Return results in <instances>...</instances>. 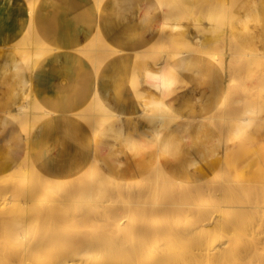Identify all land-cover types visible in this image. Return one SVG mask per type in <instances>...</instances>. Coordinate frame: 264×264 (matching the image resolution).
Segmentation results:
<instances>
[{
    "label": "bare ground",
    "instance_id": "obj_1",
    "mask_svg": "<svg viewBox=\"0 0 264 264\" xmlns=\"http://www.w3.org/2000/svg\"><path fill=\"white\" fill-rule=\"evenodd\" d=\"M62 1L0 0V264H264V153L227 151L264 123V0Z\"/></svg>",
    "mask_w": 264,
    "mask_h": 264
},
{
    "label": "crops",
    "instance_id": "obj_2",
    "mask_svg": "<svg viewBox=\"0 0 264 264\" xmlns=\"http://www.w3.org/2000/svg\"><path fill=\"white\" fill-rule=\"evenodd\" d=\"M67 2H68V0L62 1L63 4H62V6H60L61 9L64 10L65 6H66L67 9L69 7L68 10L70 12L76 13V12L83 11V9L86 6L85 3L87 1H85V0H70L68 3ZM63 6H64V8H63ZM9 7L10 6H8V8ZM118 10H120V9H118ZM7 11L9 13H5V14L10 15V12L15 11V7L12 5V9L11 10L7 9ZM249 11L252 14L251 17H254L255 11L253 9H248L247 11H241L240 13L244 14L245 12H249ZM57 13H58L57 5H55V10L52 9L51 17L49 18L51 24H54L52 20L55 17H57ZM129 18L133 22L138 21V16H136V15H131ZM14 21H16V20H14ZM254 22H255L254 19L249 20L248 24L250 25V27H249L250 29H249L248 34L255 32V28L253 25ZM199 28H201V27H199ZM231 28L232 29L235 28L234 25H231ZM82 31L85 32L84 29ZM17 35H18V33L15 30H8L5 28L2 29L1 34H0V36L2 38L0 40V55H3L10 50L9 45H11L12 39H14ZM81 36H83L82 33H81ZM84 41L85 40L82 39L81 43L83 44ZM1 64L2 63L0 61V65ZM57 69H58L57 65H53V64L51 65V63H49L46 60V63L45 62L43 63V65L39 68L38 72H39V74H41L43 71H51V70H57ZM0 72L2 73L1 70H0ZM52 77H53V80H51L49 82V87L47 88V91L44 93L43 92H37L39 99L46 101L48 99V95L53 94V93H58V92H64L66 87L63 84L64 83L63 79L60 78L59 76H52ZM100 85H101V82H100ZM101 87H103V86L101 85ZM8 89H11V88L8 86V84H6V81L3 79V77L0 76V107L2 105L1 97L4 95V91H7ZM14 89L17 91V95H19L20 94V87H18V88L15 87ZM101 90H103V89H101ZM47 92L49 94H47ZM12 129H14L13 125H9L8 127H6V125L0 124V171H4V169L7 168V167H4V164L7 162L6 156L11 155L13 153L14 149H12L11 146L13 147L14 146L13 143L16 141V140H13V136L15 135V133L13 135L8 134L6 137H3V138H1V134L4 131L10 132V130H12ZM20 131H21V129L17 130L16 134ZM44 138L45 137H42V138H40V140H42ZM256 145H264V123L257 124L255 126L249 127V128L243 127L240 134L237 133L231 137V139L229 140L228 150H227L228 151V158L230 160L231 166H235L241 170H247L248 171L256 163H261L262 161H260L261 157H259V155L261 153H264V146L261 149V147L256 148ZM9 147H10V150H8ZM14 148L18 149V150L22 149L21 145L18 142L15 144Z\"/></svg>",
    "mask_w": 264,
    "mask_h": 264
},
{
    "label": "rangeland",
    "instance_id": "obj_3",
    "mask_svg": "<svg viewBox=\"0 0 264 264\" xmlns=\"http://www.w3.org/2000/svg\"><path fill=\"white\" fill-rule=\"evenodd\" d=\"M220 3V2H219ZM218 3V4H219ZM217 4V3H216ZM220 4H222V3H220ZM172 12L174 11V10H171ZM214 12L212 13V15H211V17H213V19H217L218 18V15L220 14V8L217 6V7H215V9L213 10ZM224 16H225V14H224ZM219 20H223V23H222V25H221V29H224V25H225V22L224 21H226V18L224 19V18H220ZM206 22H208V23H212V20H208V21H206Z\"/></svg>",
    "mask_w": 264,
    "mask_h": 264
}]
</instances>
